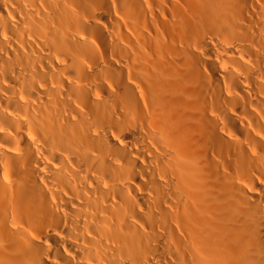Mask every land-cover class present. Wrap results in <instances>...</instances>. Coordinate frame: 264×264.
Here are the masks:
<instances>
[{
	"label": "bare ground",
	"instance_id": "obj_1",
	"mask_svg": "<svg viewBox=\"0 0 264 264\" xmlns=\"http://www.w3.org/2000/svg\"><path fill=\"white\" fill-rule=\"evenodd\" d=\"M0 264H264V0H0Z\"/></svg>",
	"mask_w": 264,
	"mask_h": 264
}]
</instances>
